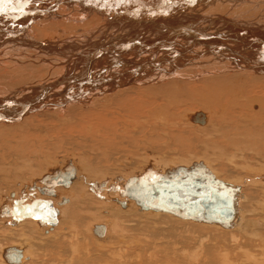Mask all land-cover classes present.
Listing matches in <instances>:
<instances>
[{
    "label": "bare ground",
    "instance_id": "6f19581e",
    "mask_svg": "<svg viewBox=\"0 0 264 264\" xmlns=\"http://www.w3.org/2000/svg\"><path fill=\"white\" fill-rule=\"evenodd\" d=\"M197 164L238 187L230 226L122 194L132 178L151 185ZM69 166L67 187L46 185ZM68 187L92 193L67 206ZM35 199L63 221L13 216ZM1 209L2 262L17 247L20 264H160L158 240L178 233L188 264H234L254 248L248 260L264 264V0H0Z\"/></svg>",
    "mask_w": 264,
    "mask_h": 264
},
{
    "label": "water",
    "instance_id": "95a60500",
    "mask_svg": "<svg viewBox=\"0 0 264 264\" xmlns=\"http://www.w3.org/2000/svg\"><path fill=\"white\" fill-rule=\"evenodd\" d=\"M73 173L74 169L71 166L64 172L59 169L54 170L45 183L49 187L54 185L67 187ZM197 173H202V175H197ZM192 174L201 176L203 182L187 184L186 180ZM148 175L153 176L147 173L146 176ZM171 177L174 178L154 175L152 187L147 183L148 181H142L143 177L132 178L127 181L122 194L135 200L143 209L172 212L186 219L214 222L226 227L231 225L235 216L234 204L238 187L215 179L202 164L195 165L189 171L180 168L177 174ZM41 192L46 196L54 195L52 188L42 189ZM154 199H157V203L153 202ZM19 209L23 217L33 218L42 224L55 225L57 223V210L47 200L35 199L31 206H23ZM98 228L99 226H95L94 233L101 237L103 231L98 232ZM2 258L6 264H20L22 250L17 247H8L3 250Z\"/></svg>",
    "mask_w": 264,
    "mask_h": 264
},
{
    "label": "rangeland",
    "instance_id": "374dc122",
    "mask_svg": "<svg viewBox=\"0 0 264 264\" xmlns=\"http://www.w3.org/2000/svg\"><path fill=\"white\" fill-rule=\"evenodd\" d=\"M91 162H92V163H91ZM90 163H91V164H89V161H88V163H85V164H86V166H87V165L94 166L93 164H94L95 162L90 161ZM49 165H51V163H49ZM64 165H65V163H64ZM64 165H63V166H64ZM66 166H67V164H66L64 167H66ZM76 166H77V165H76ZM78 166H79V165H78ZM46 167H49V166H48L47 164H45L42 168H46ZM79 167H80V166H79ZM57 168H58V167H57ZM54 169H55V168H54ZM80 169H81V168H80ZM138 172H139V174H142V173H141L142 171H139V170L136 171V172H134V173H138ZM134 173H133V174H134ZM150 173H151V172H150ZM79 175H81V174H79ZM83 175H85V174H83ZM119 177H120V176H119ZM114 178H115V177H114ZM92 179L95 180V184H98V183H99V186H101V185L106 181L105 179H102V178H99V177L97 178V180H96L94 177H93ZM85 180H86L85 182L88 181L87 178H86ZM103 180H104V181H103ZM27 181H28V180H27ZM75 181L77 182L78 180H75ZM75 181H74V183H76ZM100 181H101V182L103 181V182L101 183ZM96 182H97V183H96ZM116 182H117V183L119 182V181H118V177L115 179L114 185H112V186H113V187H112V188H113L112 191L114 192V194H115L116 192L118 193V190H116V188H117V186L119 187V185L121 184L120 182H119L118 184H116ZM73 185H74V184H73ZM84 186H85V185H84ZM97 186H98V185H97ZM97 186L94 185L95 189H94V187H93V190H92V192L94 191V193L96 192V194H97V192L99 191V189H101L100 187H97ZM70 188H71V187H70ZM103 188H104V187H103ZM120 188H121V187H120ZM62 189H66V191H67V189L70 190L69 187H68V188H62ZM104 189H105V188H104ZM95 190H96V191H95ZM67 192H68V194H64V196H65L66 198H69V201L71 200L72 202H73V201H74V202H75V201H79V200H80L79 202H82V201H84V200L86 199V197H87V196H84V195H88V194L92 193V192H86V191H84V190L82 189V191H81L82 194H81V197H80V195H76V196H75V194H73V193H71V192H69V191H67ZM113 192H112V193H113ZM2 193H4V192L2 191ZM69 193H70L71 195H69ZM85 193H86V194H85ZM98 193H99V192H98ZM117 193H116V194H117ZM96 194H95V196H96ZM260 194H261V195H260ZM72 195H73V196H72ZM117 195H119V193H118ZM3 196H4V197H8V198L11 199V196H10V195H6L5 193H4ZM38 196H39V195H38ZM61 196H63V195H61ZM64 196H63V197H64ZM69 196H71V197H69ZM115 196H116V195H115ZM115 196L111 197V199L114 200V197H115ZM41 197H42V198H45V197H43V195H41V196L38 197V198H41ZM78 197H79V198H78ZM83 197H85V198H83ZM116 197H117V196H116ZM259 197H260L261 199L263 198V197H262V192L259 193ZM51 198H52V197H51ZM51 198H50V199H51ZM45 199H49V198L46 197ZM74 199H75V200H74ZM105 199H106V198H105ZM117 199H118V200H121L122 198H120V197L118 198V197H117ZM81 200H82V201H81ZM97 200L100 201V200H103V198H102V199H97ZM109 200H110V199H109ZM71 201L69 202V204H66V205H67V206L72 205V204H71V203H72ZM121 201L124 202L123 200H121ZM108 203H109V202H108ZM133 203H135V202H133ZM24 204H26V203H22V206H23ZM6 205H7V204H6ZM6 205H3V206H6ZM109 205H110L112 208H115V207L117 206V205H115V203H114V205H113L111 202L109 203ZM22 206H21V205H18V207H16V209H15V213H16V215H13L14 217H16V216H19V217H20V214H21L22 212L19 210V208H21ZM125 206H126V204H125ZM3 210H4V209H1V212H0V215H1V216H2V215H3V216H7V215L10 214V213H9V209H8L7 211H5V210L3 211ZM104 210H106V208H105ZM2 211H3V212H2ZM18 211H19V212H18ZM151 212H152V211H151ZM17 213H18V214H17ZM61 213H62V212H61ZM61 213H60V214H61ZM138 213H139V212H138ZM140 213H141V216L144 218V214H142V212H140ZM118 214H119V213H117V211H116L115 216H117L118 218H122V217H123L122 219H125V215H120V214H119L120 216H118ZM164 214H165V213H164ZM21 215H22V217H23V214H21ZM3 216H2V217H3ZM61 216L63 217V214H61ZM61 216H59V214H58V216H57V219H58V222H59V223H60L61 221H63ZM171 216L173 217V215H171ZM58 217H60L61 219H59ZM26 219H27V218H26ZM28 219H30V218L28 217ZM178 219H180V218H178ZM60 220H61V221H60ZM37 221H38V220H37ZM38 222H39V221H38ZM65 222H66V221H65ZM192 222H193V221H192ZM59 223H58V224H59ZM100 223H103V222H97V224H100ZM195 223H197V222H195ZM39 224H40V225H45V226H46V224H42V223H39ZM58 224H56L55 227L58 226ZM204 225H206V224H204ZM210 225H211V224H210ZM212 225H215V224H212ZM46 227H47V226H46ZM47 228H48V227H47ZM220 228H221V227H220ZM221 229L229 230V229H226V228H221ZM62 231H63V232H66V228H64ZM112 231H113V230H112ZM4 234H6V233H4ZM4 234H3V235H4ZM176 234H177V235H176ZM182 234H184V235H182V236H185V233H182ZM161 235H162V234H161ZM179 235H180V234H179ZM179 235H178V233H175V234H174V237L176 236V237H175L176 239H175L174 237H172V238L170 237V239H169V237H166V238H163L162 241H159V240H161V239L158 240V249L163 250L162 252H164V250L167 252V253H165V254H161L162 252H161L160 254H158V255H159V256H158V261L161 262L160 264H163V263H164V264H167V263H168V264H172V262H173V264H176V263H177V264H188V263L190 262V261L188 260V258H185V257H184V256H186V253H187V252L184 253V251H181V250H180L181 246H184V245H181V244H177V243H176V241H177V236H179ZM4 236H5V235H4ZM6 236H9V235H8V232H7ZM91 236H93V235H91ZM159 237L162 238L161 236H159ZM13 238H14L15 240H19V238L16 237V235H13ZM93 238H94V237H93ZM166 239H167V240H166ZM174 240H175V241H174ZM180 240H181V239H180ZM171 241H172V242H171ZM183 241H184V239H183ZM32 242H35V244H36V241H35V240H33ZM181 242H182V241H181ZM7 243H8V245H10L11 242H8V241L2 242V244H1L0 246L3 247V248H4V247H7V246H8ZM163 243H164V244H163ZM32 244H33V243H32ZM35 244H34V246L37 245V248H38L39 245H38V244L35 245ZM182 244H183V243H182ZM189 244H190V243L188 242V246L191 248V245H189ZM251 244H252V243H250V245H251ZM11 245H12V244H11ZM160 245H161V246H160ZM162 245H163V246H162ZM34 246H33V248H34ZM253 246H254V244L251 245V246H249V248H250V247L253 248ZM160 247H161V248H160ZM163 247H164V248H163ZM186 247H187V246H186ZM186 247H185V248H186ZM187 248H188V247H187ZM187 248H186L185 250H186V251H189L190 248H188L189 250H188ZM35 249H36V248H34L33 250H35ZM167 249H168V250H167ZM175 249L177 250V252H175V251H176ZM178 249H179V250H178ZM255 250H256V248H254V249H250V250H249V249H245V250H241V251L239 250V252H238L239 254L235 251V254H234L235 257L233 256V258H234V259H233V260H234V264H242V263H244V264H252V259L249 258V260H248V256L251 255V254H252V255H255V252H257V250H256V251H255ZM246 251H247L248 253H247ZM253 251H255V252H253ZM244 252L247 253V254H245V255H247L246 257H247V260H248L249 263L247 262V260H245V261L243 260V259H245V257H243ZM258 252L260 253V251H258ZM258 252H257V253H258ZM170 253H171V254H174V255H171ZM178 253H182V254H178ZM236 253H237V254H236ZM257 253H256V256L259 254V253H258V254H257ZM167 254H168V255H167ZM177 254H178V255H177ZM164 255H166V256L164 257ZM187 255H189V254L187 253ZM236 255H237V256H236ZM252 255H251V256H252ZM175 256H178V257H175ZM181 256H182V257H181ZM241 256H242V257H241ZM251 256H250V257H251ZM179 257H180V258H179ZM215 257H216V255H215ZM215 257H214V258H215ZM238 257H240V260H239ZM160 258H161V261L159 260ZM164 258H166V259H164ZM211 258H213V257H211ZM241 258H242V259H241ZM167 259H168V260H167ZM182 259H184V261H183ZM235 259L238 260V261H236ZM30 260H31V259H30ZM30 260H29V261H30ZM162 260H164V261H162ZM166 260H167V261H166ZM187 260H188V261H187ZM206 260H207V259H206ZM29 261H28V263H29ZM165 261H166V262H165ZM0 262H1L2 264H4V262H2L1 259H0ZM239 262H240V263H239ZM1 263H0V264H1ZM28 263H24V264H28Z\"/></svg>",
    "mask_w": 264,
    "mask_h": 264
}]
</instances>
